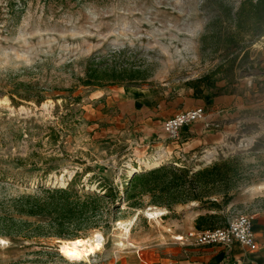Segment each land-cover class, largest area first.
<instances>
[{"label": "rangeland", "instance_id": "rangeland-1", "mask_svg": "<svg viewBox=\"0 0 264 264\" xmlns=\"http://www.w3.org/2000/svg\"><path fill=\"white\" fill-rule=\"evenodd\" d=\"M210 2L0 0V215L12 213V199L68 183L82 195L101 193L103 184L123 191L133 173L157 162L197 172L238 159L244 178L236 193L251 189L253 203L208 212L197 203L155 206L151 196L141 209L117 201L108 224L81 239L101 241L90 262L137 250L168 264L181 249L197 248L175 240L192 229L191 218L216 214L221 226L264 209V38L251 48V64L215 72L223 57L200 42L215 17ZM92 57L103 67L142 71L146 80L83 87L78 79ZM127 89L151 99L120 109L117 93ZM202 98L204 119L168 139L166 121ZM0 239L9 242L0 244V264L69 263L60 248L70 240Z\"/></svg>", "mask_w": 264, "mask_h": 264}, {"label": "trees", "instance_id": "trees-1", "mask_svg": "<svg viewBox=\"0 0 264 264\" xmlns=\"http://www.w3.org/2000/svg\"><path fill=\"white\" fill-rule=\"evenodd\" d=\"M208 7L215 17L200 42L202 51L220 53L223 57L215 72H231L251 64V48L264 38V0H241L238 3L211 0ZM78 80L83 87L103 88L138 84L146 77L139 70L103 67L92 57L87 60L84 76ZM243 178L239 160L231 159L197 172L174 167L138 172L128 178L123 191L103 184L101 193L82 195L68 183L66 188L43 189L34 195L12 199L9 205L12 213L0 215V236L83 239L91 231L101 230L108 224L113 210L118 209L115 206L117 201L124 200L130 208L141 209V200L145 196H151L153 205L168 209L173 205L197 203L200 210L219 212L236 197ZM217 198H222V202L219 203ZM35 217H47L48 222L36 224L29 221ZM216 219V214L200 215L196 229L220 227L216 226Z\"/></svg>", "mask_w": 264, "mask_h": 264}, {"label": "crops", "instance_id": "crops-1", "mask_svg": "<svg viewBox=\"0 0 264 264\" xmlns=\"http://www.w3.org/2000/svg\"><path fill=\"white\" fill-rule=\"evenodd\" d=\"M118 107L121 109L125 105L135 104L136 106L145 105L147 101H150L151 97L140 89H127L119 91L118 93ZM206 100L203 98L199 100V103L193 105L189 110H194L205 105ZM103 106V105H102ZM99 107L97 113H101ZM251 192V189L240 190L233 201L230 203V208L237 207L242 204H251L255 200V196L249 197L247 194ZM183 208V207H181ZM195 218H191V221L187 229L195 228ZM190 230V231H191ZM254 231L256 233V239L259 245L257 251H252L247 247L242 246L239 243L233 244L231 247H197L194 249L180 250V259L176 262L168 264H264V209L257 212L256 220L254 223ZM189 232V231H188ZM186 234V233H185ZM186 246V245H185ZM67 264H159L151 259L143 258L140 251L130 250L122 255L106 256L103 261L93 262H75L69 261Z\"/></svg>", "mask_w": 264, "mask_h": 264}, {"label": "built area", "instance_id": "built-area-1", "mask_svg": "<svg viewBox=\"0 0 264 264\" xmlns=\"http://www.w3.org/2000/svg\"><path fill=\"white\" fill-rule=\"evenodd\" d=\"M204 117L205 110L203 108L179 113L166 121L164 134L170 140H178L183 129L203 120ZM255 220V213L239 212L229 218L223 226L205 230L193 229L186 234L176 236L175 240L183 245L196 247L228 248L239 243L252 251H257L259 245L254 231Z\"/></svg>", "mask_w": 264, "mask_h": 264}, {"label": "clouds", "instance_id": "clouds-1", "mask_svg": "<svg viewBox=\"0 0 264 264\" xmlns=\"http://www.w3.org/2000/svg\"><path fill=\"white\" fill-rule=\"evenodd\" d=\"M9 243L6 240L0 239V244ZM101 241L97 236L95 239L81 240L77 239L75 241H64L62 242V247L60 248L61 254L69 259V261L87 259V256L92 253L95 249L100 248Z\"/></svg>", "mask_w": 264, "mask_h": 264}, {"label": "bare ground", "instance_id": "bare-ground-1", "mask_svg": "<svg viewBox=\"0 0 264 264\" xmlns=\"http://www.w3.org/2000/svg\"><path fill=\"white\" fill-rule=\"evenodd\" d=\"M161 166V164H160V162H157V163H155V164H153L152 166H151V170H153V169H156V168H159ZM151 217L152 216H154V215H156V214H149ZM129 233H130V230L128 231ZM62 247V246H61ZM99 251H101V246H100V248H98V249H95L92 253H90L88 256H87V259L86 260H84V259H81V260H74L75 262H78V261H89L90 260V257L91 256H94V255H96ZM61 253V252H60ZM64 258H66L67 260H69L67 257H65L63 254H61ZM86 263V262H85ZM89 263V262H88Z\"/></svg>", "mask_w": 264, "mask_h": 264}, {"label": "water", "instance_id": "water-1", "mask_svg": "<svg viewBox=\"0 0 264 264\" xmlns=\"http://www.w3.org/2000/svg\"><path fill=\"white\" fill-rule=\"evenodd\" d=\"M137 173H135L134 175H136Z\"/></svg>", "mask_w": 264, "mask_h": 264}]
</instances>
